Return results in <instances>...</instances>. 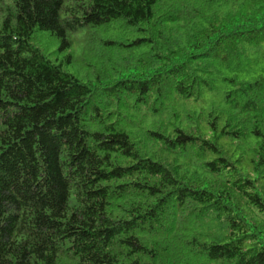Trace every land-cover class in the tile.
I'll return each mask as SVG.
<instances>
[{
  "label": "trees",
  "instance_id": "1",
  "mask_svg": "<svg viewBox=\"0 0 264 264\" xmlns=\"http://www.w3.org/2000/svg\"><path fill=\"white\" fill-rule=\"evenodd\" d=\"M262 182L264 0H0V264H264Z\"/></svg>",
  "mask_w": 264,
  "mask_h": 264
},
{
  "label": "rangeland",
  "instance_id": "2",
  "mask_svg": "<svg viewBox=\"0 0 264 264\" xmlns=\"http://www.w3.org/2000/svg\"><path fill=\"white\" fill-rule=\"evenodd\" d=\"M50 57L52 58V56H50ZM68 69L72 71V68L71 67H69ZM246 154H247V157H249L250 153L246 152ZM261 185H264V182H262Z\"/></svg>",
  "mask_w": 264,
  "mask_h": 264
}]
</instances>
